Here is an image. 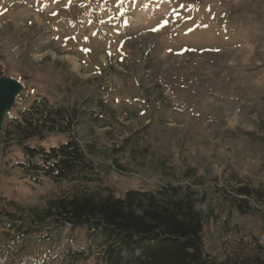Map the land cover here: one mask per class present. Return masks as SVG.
Here are the masks:
<instances>
[{
	"label": "rangeland",
	"instance_id": "obj_1",
	"mask_svg": "<svg viewBox=\"0 0 264 264\" xmlns=\"http://www.w3.org/2000/svg\"><path fill=\"white\" fill-rule=\"evenodd\" d=\"M1 76L23 89L0 131V264H70L84 246L38 218L68 186L16 167L18 121L45 106L68 128L45 121L28 143L72 135L119 195L194 192L207 254L264 257V0H0Z\"/></svg>",
	"mask_w": 264,
	"mask_h": 264
},
{
	"label": "trees",
	"instance_id": "obj_2",
	"mask_svg": "<svg viewBox=\"0 0 264 264\" xmlns=\"http://www.w3.org/2000/svg\"><path fill=\"white\" fill-rule=\"evenodd\" d=\"M28 114V119L17 124L29 134L22 145L24 159L16 167L34 183L48 179L68 186L47 202L38 218L41 223L51 219L60 226L67 224L83 230V248L67 249L64 253L70 264H264L259 253L228 255L221 260L206 253L205 223L194 209V192L178 198V187L172 190L173 197L167 188L159 186L155 190L128 189L119 195L101 184L92 162L72 135L66 134L64 141L49 148L28 143L36 135L45 139L40 129L45 121L61 124L65 129L70 122L67 117L63 123L53 120L48 106L41 111L28 110ZM57 131L53 128L50 134ZM236 191L237 198L251 197L247 188ZM256 193L264 197V192ZM229 196L236 199L238 209L247 203V199Z\"/></svg>",
	"mask_w": 264,
	"mask_h": 264
},
{
	"label": "water",
	"instance_id": "obj_3",
	"mask_svg": "<svg viewBox=\"0 0 264 264\" xmlns=\"http://www.w3.org/2000/svg\"><path fill=\"white\" fill-rule=\"evenodd\" d=\"M23 85L15 78L0 77V131L7 111L15 103V98L22 91Z\"/></svg>",
	"mask_w": 264,
	"mask_h": 264
}]
</instances>
